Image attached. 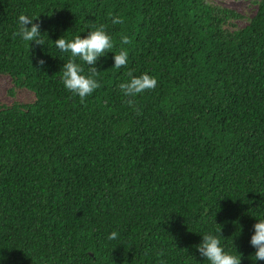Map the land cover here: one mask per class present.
<instances>
[{
    "label": "trees",
    "instance_id": "trees-1",
    "mask_svg": "<svg viewBox=\"0 0 264 264\" xmlns=\"http://www.w3.org/2000/svg\"><path fill=\"white\" fill-rule=\"evenodd\" d=\"M249 2L250 17L209 0H0V76L11 97L34 96L0 103V264H208L205 234L264 264L250 245L264 219V0ZM21 14L44 45L13 35ZM93 24L114 47L81 103L53 43ZM129 71L157 80L134 107Z\"/></svg>",
    "mask_w": 264,
    "mask_h": 264
},
{
    "label": "clouds",
    "instance_id": "clouds-1",
    "mask_svg": "<svg viewBox=\"0 0 264 264\" xmlns=\"http://www.w3.org/2000/svg\"><path fill=\"white\" fill-rule=\"evenodd\" d=\"M112 24H122L123 18L121 16H112L109 14ZM34 20L38 21V17H28L21 14L18 17L19 30L14 33V36H19L25 42H34L36 45H44L45 41L42 39L40 33L39 22L33 23ZM30 25V27H28ZM93 30L89 31L86 37L81 38L76 36L74 40L69 42L64 38H58L53 43L54 46L61 52H70L72 59H69L67 63H64L62 68V83L64 87L80 98L81 103L84 102L87 96L92 95L94 90L100 88V84L95 79L99 75L97 67H95L98 58L105 56L114 47L112 37H110L105 31V25H99L98 27L93 24ZM121 42L123 44H130L131 40L127 36H121ZM76 57H79L81 61L86 63L88 67L89 75L85 76L81 73L84 69L81 65L75 62ZM114 68L125 67L128 62V54L126 51H120L118 54L113 55ZM38 65L41 67L44 65V60H38ZM127 76L130 77L128 82L121 83L119 88L123 92L124 96L130 97L127 100L129 106L134 107L135 98L137 95L155 89L157 80L148 75L142 74L140 76H133V73L129 71ZM221 228L219 229V232ZM254 234L250 238V245L256 249L255 260L264 261V219L258 220L253 225ZM118 237V233L113 231L107 237L109 240H115ZM196 250L199 254L206 259L208 264H241V255L229 254L221 246V239L212 234H205L202 236V242L196 246ZM165 253L158 251V256H163ZM3 259V257H0ZM163 264V261H161Z\"/></svg>",
    "mask_w": 264,
    "mask_h": 264
},
{
    "label": "rangeland",
    "instance_id": "rangeland-1",
    "mask_svg": "<svg viewBox=\"0 0 264 264\" xmlns=\"http://www.w3.org/2000/svg\"><path fill=\"white\" fill-rule=\"evenodd\" d=\"M215 5H219L224 8L234 10L245 17H250L256 12V5H252L249 0H209ZM246 21H238L237 26L243 27L246 25ZM12 87V83L9 77L0 76V103L3 105H10L13 101L18 103L27 104L33 101L34 96L31 92L26 90L15 91V96L11 97L8 94L9 89Z\"/></svg>",
    "mask_w": 264,
    "mask_h": 264
}]
</instances>
